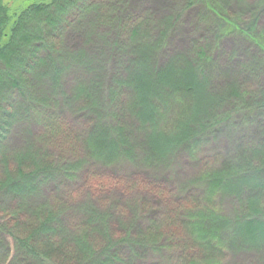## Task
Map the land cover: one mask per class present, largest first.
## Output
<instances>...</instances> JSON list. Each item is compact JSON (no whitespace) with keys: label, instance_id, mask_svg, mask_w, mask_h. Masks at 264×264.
Segmentation results:
<instances>
[{"label":"trees","instance_id":"16d2710c","mask_svg":"<svg viewBox=\"0 0 264 264\" xmlns=\"http://www.w3.org/2000/svg\"><path fill=\"white\" fill-rule=\"evenodd\" d=\"M207 4L216 16L215 23L223 21L229 26L228 33L236 31L247 37L264 57V36L256 31L258 19L264 13V0L251 24L233 23L224 17L216 0H207ZM216 4L220 5L219 9ZM82 5L90 7V12L100 7L91 0L90 5L87 0L34 1L25 3L16 16H11L0 0V200L4 197L31 200L53 185L48 191L51 192L74 178L87 157L105 165L135 162L137 149L142 146L149 166L160 170L162 160L167 162L181 152L198 154L202 145L219 141L226 129L256 124L261 131L260 139H251L247 144L250 146H241L235 156L204 174L201 177L206 188L204 199L180 207L165 221L151 220L146 225H137L134 234L117 236L109 228L107 217H103L102 223L97 218L90 221L89 217L77 227L80 232H68L72 235L69 237L64 235L65 226L57 213L40 208L22 219L9 220L10 224L4 228L15 251L29 264H139L147 255L155 257L170 249L171 245L163 243L171 235L177 238L179 250L177 259L167 264H226L227 252L251 244L264 247V87L249 93L232 86L226 95L212 91L209 70L212 59L206 48H197L195 60L179 52L160 61L172 18L163 23L164 31L160 30L151 39L147 37V27H142L138 18L118 16L109 24L113 27L109 53L121 63L111 82L109 97L123 98L124 117H132L147 132L141 144L129 137L128 125L123 121L111 122L113 114L109 109L104 107L105 113H101L103 105L100 108L102 100L97 92L100 82L96 88L78 82L71 94L63 96V102L71 111L80 109L77 114L85 120L95 117L91 127L87 125L88 131L78 135L67 123L63 109L52 110L51 104L58 103L50 101L48 93L41 97L47 109L40 115L39 141L43 148L21 152L12 164L7 159L5 145L15 122L24 109L35 111L39 92L33 83L42 75H49L50 68L55 69L52 54L62 53L63 25ZM101 17L98 24L104 20ZM211 27L217 29V24ZM128 51L130 57L125 63ZM258 64H250L249 74L257 76L264 72V62ZM39 67L44 69L38 77L34 71ZM177 70L181 71V82L169 84L168 79ZM195 73L200 81L189 88L183 86ZM148 81L152 83L151 89ZM201 83L204 88L200 93ZM201 95L204 96L198 108ZM233 98L234 109L221 114L222 107ZM169 117L173 118L170 123ZM230 123L233 127L228 126ZM113 131L118 134L116 139L111 138ZM58 149L62 150V159L58 158ZM66 158L74 161L68 162ZM230 195L235 196L237 208L231 216L223 213L218 204L222 196ZM20 213L15 209L13 217ZM247 237L254 241L245 242ZM8 260V257L0 258V264H23Z\"/></svg>","mask_w":264,"mask_h":264},{"label":"rangeland","instance_id":"374dc122","mask_svg":"<svg viewBox=\"0 0 264 264\" xmlns=\"http://www.w3.org/2000/svg\"><path fill=\"white\" fill-rule=\"evenodd\" d=\"M2 1L7 6L10 15L16 16L25 3L51 0ZM91 1L100 6L99 10L90 12V7L82 5L72 15H69V20L66 25H63L62 53L61 55L52 54L56 62L55 69L50 68L49 75H42L33 83V86H36V92H39L37 93L38 100L34 103L35 111L24 109L15 122L5 145L4 153L11 164L21 152L43 148V143L39 141L40 115L47 109L46 105L41 103V97L48 93L50 101L52 99L54 103H58V105L51 104L52 110L62 112L61 109H63L67 114V123L78 132V135H81L80 132L88 131L87 125L90 124L91 127L95 117L92 116L90 121L85 120L77 114L80 109L71 111L63 102V96L71 94L78 82L89 83V88H96L100 82V90L97 92L102 100L100 108L103 105L101 113H105L104 107L109 109L113 114L111 122L112 120L123 121L128 125L129 137L141 144L147 132H144L142 127L139 128L132 117H124L123 98L112 100V97H109L112 92L110 91L111 82L121 68L118 58L109 53V41L113 39L111 33L113 27L109 24L113 23L112 19L118 16H123L125 19L132 17L140 19L142 27H147L145 30L149 33L147 37L150 39L154 37V34L163 30V23L167 22L168 18H172L168 25L170 28L167 45L159 55V60L168 59L179 52H184L195 60L197 59V48H206L208 57L212 59L209 65L212 91L226 95L232 86H237L241 92L249 93L257 91L259 87L261 89L264 87V72L257 76L249 74L252 70L251 63L255 62L259 66L258 63L264 62L261 51L244 35L236 31L228 33L229 26L225 22L215 23L216 16L208 7L207 0ZM216 1L220 3L221 14L224 17L233 23L245 24L253 23L262 4V0ZM87 3L90 5V0H87ZM220 5L215 6L219 9ZM100 16H103L101 18L104 20L98 24ZM215 24H217V29L211 27ZM256 31L264 36V13L258 19ZM47 46L46 48L51 50ZM130 52L125 54V63L130 57ZM90 62L92 63L91 68ZM42 69L44 68L39 67L34 73L39 77L38 74L42 72ZM180 77L181 71L177 70V73L175 72L168 79L169 84L176 85L181 82ZM187 80L186 84L182 85L189 88L195 81H200V78L195 73L190 80L189 78ZM147 83L151 89L152 83L150 81ZM198 88L201 93L204 88L203 84L201 83ZM203 96H198V108ZM234 104L235 99L233 98L225 103L220 113L226 114L234 109ZM77 106L79 108L81 105ZM172 119L168 118L169 123ZM248 125L251 126L235 127V130L226 129L219 141L202 145L198 154L191 156L187 152H181L175 155V158L172 155L173 158L167 162L162 160L160 170L149 166V162L144 158V148L139 146L137 149L139 154L135 162L105 165L91 161L87 157L74 178L71 177L70 180L57 185L51 192L48 191L53 185L47 186L31 200L15 201L8 197L2 198L0 200V258L8 257L10 263L20 261V263L29 264L21 253L15 251L12 240L4 228L10 224L9 220L22 219L25 215H30L40 208L50 209L57 213L60 223L65 226L64 235L69 237L72 235L68 232H80L77 227L89 217L90 221L97 218L96 220L100 223L103 217H107L108 225L109 223L111 225L109 228L117 236L127 232L134 234L136 231L134 228H137V225H146L151 220L165 221L168 217H172L173 212L180 207L191 206L193 202L204 199L206 188L201 182L204 174L220 166L227 158L235 156L241 146H250L247 144H250L251 139L256 141L260 139L261 131L258 126ZM228 126L233 127V124L230 123ZM110 134L112 139L118 137L116 131ZM56 153H59L58 158L62 156V150L58 149ZM66 159L68 162L74 161ZM234 197L233 195L222 196L218 203L226 215L231 216L236 213ZM15 209L21 213L16 214L14 218ZM250 240L254 241V238L247 237L245 242L251 243ZM163 244L171 245V248L163 250L155 257L147 255V258L142 259L139 264H167L169 261L176 260L179 250L177 238L168 235ZM227 255L229 258L226 264H264L263 246L251 244L249 247L244 246L237 251L234 249L230 253L227 252Z\"/></svg>","mask_w":264,"mask_h":264},{"label":"bare ground","instance_id":"6f19581e","mask_svg":"<svg viewBox=\"0 0 264 264\" xmlns=\"http://www.w3.org/2000/svg\"><path fill=\"white\" fill-rule=\"evenodd\" d=\"M240 6H242L241 4H240ZM243 7V6H242Z\"/></svg>","mask_w":264,"mask_h":264}]
</instances>
